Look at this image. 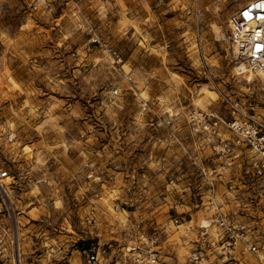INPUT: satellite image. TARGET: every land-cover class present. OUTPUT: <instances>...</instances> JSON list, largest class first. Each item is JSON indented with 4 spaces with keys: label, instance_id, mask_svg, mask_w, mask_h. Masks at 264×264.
I'll use <instances>...</instances> for the list:
<instances>
[{
    "label": "rangeland",
    "instance_id": "rangeland-1",
    "mask_svg": "<svg viewBox=\"0 0 264 264\" xmlns=\"http://www.w3.org/2000/svg\"><path fill=\"white\" fill-rule=\"evenodd\" d=\"M247 1L0 0V264H72L89 241L123 243L126 216L157 228L176 264L198 247L207 264H264V172L205 150L209 198L186 122L230 102L264 123V81L237 73L228 40ZM142 99L163 102L188 154L154 145L173 141L145 124ZM219 217L243 229L234 250Z\"/></svg>",
    "mask_w": 264,
    "mask_h": 264
},
{
    "label": "built area",
    "instance_id": "built-area-1",
    "mask_svg": "<svg viewBox=\"0 0 264 264\" xmlns=\"http://www.w3.org/2000/svg\"><path fill=\"white\" fill-rule=\"evenodd\" d=\"M228 40L237 73L251 74L264 81V0H249L240 6L234 21L229 25ZM112 95L116 96L117 91ZM157 104L162 106L161 111L157 112L154 103L148 99H142L140 116L148 118L149 122L145 124L156 131L169 130L170 140L173 142H154V145L161 150L188 154L190 150L186 143L181 142L176 134L172 114L164 109L161 100H158ZM226 108V116H221L216 110L196 108L186 115L188 128L194 138H197L196 142L191 144L193 154L197 155L193 157V164L197 165L199 176L206 181L209 198L215 195L213 174H217V169L204 166L200 154L205 150L227 167L241 165L244 159L251 155L256 159L255 166L258 170L264 172V123L248 115L237 104L229 102ZM165 160L164 155L156 164L159 166ZM8 178V172L0 173V192H6L3 182ZM86 179L95 185L103 184L102 176L94 171L87 172ZM95 198L98 201L103 200L101 193H96ZM114 212L126 214L118 206L114 207ZM215 221L222 234L234 240L233 243H227L228 247L234 250L235 245L240 242L238 234L243 233V229L226 217H219ZM173 222L178 225L176 219ZM123 232V243L119 240L107 243L92 240L79 247L76 251L77 258L72 264H176L163 252L162 238L157 228L148 226L142 216L132 220L126 216ZM240 245L242 254L258 253L257 246L249 240H244ZM206 257L204 248H194L188 252L185 264H207Z\"/></svg>",
    "mask_w": 264,
    "mask_h": 264
}]
</instances>
